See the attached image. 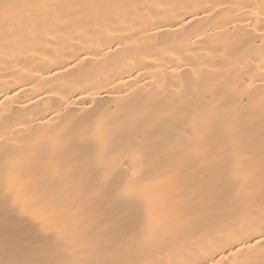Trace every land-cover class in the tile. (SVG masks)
I'll return each mask as SVG.
<instances>
[{"label":"bare ground","instance_id":"6f19581e","mask_svg":"<svg viewBox=\"0 0 264 264\" xmlns=\"http://www.w3.org/2000/svg\"><path fill=\"white\" fill-rule=\"evenodd\" d=\"M262 97L264 0H0V261L259 264Z\"/></svg>","mask_w":264,"mask_h":264},{"label":"snow or ice","instance_id":"6c2138e0","mask_svg":"<svg viewBox=\"0 0 264 264\" xmlns=\"http://www.w3.org/2000/svg\"><path fill=\"white\" fill-rule=\"evenodd\" d=\"M89 7H105L103 4H90ZM10 7V6H8ZM260 111L264 114V97L260 100ZM251 227H255L252 225ZM260 231L258 235L250 236L247 240L240 241L239 244H234L232 255L244 256L246 253H250L253 250H258L261 254L259 264H264V217L261 218L259 225ZM257 246L258 249H257ZM40 257L38 259L26 261V262H15V261H0V264H129L128 261L112 258V259H87V260H69L66 254V246L60 240L52 241L46 248L40 249L37 252ZM212 264H218L213 258ZM234 264H254L251 260H241L234 262Z\"/></svg>","mask_w":264,"mask_h":264}]
</instances>
